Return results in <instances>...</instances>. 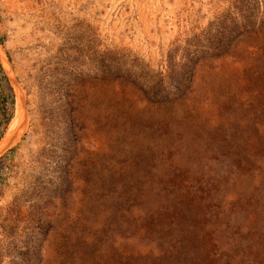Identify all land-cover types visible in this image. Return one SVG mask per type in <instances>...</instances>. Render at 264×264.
Segmentation results:
<instances>
[{
	"label": "rangeland",
	"instance_id": "obj_1",
	"mask_svg": "<svg viewBox=\"0 0 264 264\" xmlns=\"http://www.w3.org/2000/svg\"><path fill=\"white\" fill-rule=\"evenodd\" d=\"M0 264H264V0H0Z\"/></svg>",
	"mask_w": 264,
	"mask_h": 264
},
{
	"label": "bare ground",
	"instance_id": "obj_2",
	"mask_svg": "<svg viewBox=\"0 0 264 264\" xmlns=\"http://www.w3.org/2000/svg\"><path fill=\"white\" fill-rule=\"evenodd\" d=\"M16 93H17V92H16ZM17 94H18V93H17ZM18 96H19V95H18ZM15 97H16V96H15ZM16 98H17V97H16ZM18 98H19V97H18ZM20 102H21V100H20ZM20 102H19V103H20ZM19 105H21V104H19ZM19 107H20V106H19ZM20 108L22 109V106H21ZM22 110H23V109H22ZM25 111H26V110H25ZM22 112H23V111H21V113H22ZM19 113H20V111H19ZM14 117H15V116H14ZM22 121H23V120H22ZM11 122H12V121H11ZM18 122H19V120H18ZM20 122H21V121H20ZM21 124L23 125V122H21ZM13 126H14V125H13ZM15 126H16V125H15ZM10 127H12V126H10ZM16 128H17V127H16ZM19 128H20V127H19ZM21 129H22V128H21ZM15 130H17V132L20 131V129H19V131H18V129H15ZM12 131H13V130H12ZM17 132H16V133H17ZM21 132H23V131H21ZM21 132H20V133H21ZM16 133H15V135L19 134V133H17V134H16ZM6 134H7V133H6ZM8 134H9V133H8ZM8 134H7V135H8ZM15 135H14V136H15ZM11 136H12V133H11ZM17 136H18V135H17ZM19 136H20V135H19ZM12 137H13V136H12ZM18 138H19V137H18ZM13 139H16V138L14 137ZM5 140H6V139H5ZM6 142H8V141H6ZM12 142H14V140H13ZM10 143H11V142H10ZM10 143H9L8 145H10ZM4 144H5V143H4ZM6 144H7V143H6ZM6 144H5V145H6ZM11 144H12V143H11ZM1 145H2V144H1ZM10 146H11V145H10ZM10 146H9V147H10ZM5 147H7V146H5ZM3 150H4V148H3Z\"/></svg>",
	"mask_w": 264,
	"mask_h": 264
}]
</instances>
